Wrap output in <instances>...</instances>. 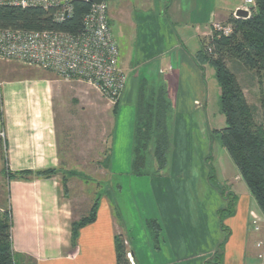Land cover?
I'll use <instances>...</instances> for the list:
<instances>
[{"label": "crops", "instance_id": "crops-1", "mask_svg": "<svg viewBox=\"0 0 264 264\" xmlns=\"http://www.w3.org/2000/svg\"><path fill=\"white\" fill-rule=\"evenodd\" d=\"M244 4L245 0H145L142 5L146 10L136 16V21L131 17L132 27L140 28L138 43L142 45L143 56H146L145 50H150L140 75L153 80L154 86L162 85L167 93L171 156L179 154L181 157L184 152L187 156L191 141L198 142L200 133L205 139L208 137L211 122L208 118L207 72L212 66L202 58V40L207 37L208 26L213 20L228 22ZM122 63L120 61V66ZM56 85V80L50 76L31 72L18 62L0 59L2 174L4 171H36L61 166ZM124 91L120 104L125 99L136 108L137 89L133 82L127 94L126 89ZM225 151L228 168L219 164L218 175L229 186L227 192L233 206L231 210L227 207L226 220L221 214L228 230L227 237L223 238L228 239L223 252L216 248L197 250V244L204 242L208 235L206 218L199 214V203L194 205L197 210L194 218L187 211L185 188L187 193L189 189L193 191L196 198L200 195L206 199L210 190L212 192L207 183L210 182L208 172L200 175L195 191L194 172L187 187L185 184L180 186L177 180L172 183L169 179L175 173L172 161L170 169L159 170L163 171V178L154 180L151 195L139 198L145 210L143 220L150 232L144 229V247L135 245L141 256L140 264H145L143 248L147 253H154L157 264H210V261L221 264L231 260L234 250L241 249L248 256L249 252H256L261 233L254 230L250 211L257 204L233 159ZM146 173L144 171L138 177ZM185 178L188 175L185 174ZM227 204L223 197L211 212L216 234L218 222L214 216H218ZM211 206L212 203L210 209ZM6 207L11 215L17 264H117L116 236L129 233L137 242L134 231L129 232L127 222L115 215L110 199L103 196L95 221L80 229L74 248L72 222L86 215L91 206L80 209L70 192L64 193L62 174L27 180L8 179L6 198L3 204L0 203L1 209ZM150 219L156 220L160 228L157 239L147 225ZM191 245L196 249L193 253ZM210 256L213 257L208 260Z\"/></svg>", "mask_w": 264, "mask_h": 264}, {"label": "rangeland", "instance_id": "rangeland-1", "mask_svg": "<svg viewBox=\"0 0 264 264\" xmlns=\"http://www.w3.org/2000/svg\"><path fill=\"white\" fill-rule=\"evenodd\" d=\"M107 3L113 34L119 47V59L123 62L121 68L129 78L128 85L125 88L127 94L131 82L138 90L142 79L140 69L149 59L150 50H145L146 56L144 57L141 49L142 45L138 43L140 28L134 29L131 19L133 17V21H136V16L146 10L145 6L142 5L145 0H107ZM244 6L241 8L248 10ZM247 6L250 7V12L254 11V2ZM232 16L238 17V15L235 16V12ZM219 22L229 23L221 20ZM131 57L133 58L131 59ZM26 67L30 68L31 72L45 74L56 80L55 105L62 157L61 166L65 172L73 170L81 175L79 177L68 176L70 196L74 199L75 205L81 207L80 209L89 208L96 197L99 200L103 196L110 199L115 215L120 216V220L123 219L127 222L129 232L134 231L136 237L137 242L134 241V237H130L129 233L122 237L127 252L133 253V257L127 255L130 264H140L139 259L141 256L137 247H144L145 245L144 229L150 233L145 225V220H143L145 210L139 198L141 195H151L154 180L163 178L161 176L163 171L172 167V161L175 165V173L173 177H169L172 183L175 184L173 180H177L180 181L178 182L180 186L185 184L184 187H187L186 183L192 180L191 175L194 172L196 174L195 191L198 190L200 175L208 172L210 182L207 181V183L211 186L212 192L210 190L206 199L200 195L196 198L193 191L189 189L190 192L187 193L185 188V200L188 203L187 211L192 217H195L197 210L194 205L199 203V214L206 218L208 235L204 242L197 244V250L206 249V251H209L216 248L223 252L228 241V239H223L228 235V230L224 226V220L227 219L225 214L227 213V207H232L233 204L230 205L232 198L228 196L227 192L229 186L218 175L219 164L223 165L224 169L225 166L227 168L228 166L225 148L221 144L219 135L214 130L225 127L226 121L220 110V87L213 67H210L207 72L208 118L211 122L207 139L200 133L198 142L196 140L191 141L187 156L184 152L180 157L179 154L171 156V153L173 155V148H171L169 136L166 153L167 165L162 169L163 171H159L153 156L152 146H150L145 168L147 173L143 177L132 174L136 115V108L133 104L122 99L117 113L114 114V104L91 85L76 80L67 82L51 71L30 66ZM238 76L249 102L258 107V117L261 119L263 116L261 101L264 98V73L258 74L253 70L239 68ZM145 78L150 82H154L147 77ZM7 174L5 171L4 174L0 171L1 204L6 198L7 180L9 179ZM185 174L188 175V178L184 179ZM204 178L208 180L206 176ZM187 197L190 198L187 200ZM223 197L226 198L228 204L223 210H220L218 216H214L218 222L216 234V226L212 222L211 212L214 211L216 205L219 204V200ZM211 203L213 206L210 209ZM255 209L258 210V207L256 206ZM222 213L225 215L224 220ZM152 243L155 244L153 239ZM195 250L191 245L192 253ZM142 252H145V264L158 263L154 259V253H147L146 248H143ZM257 253L256 249V252H249L248 256L241 249L234 250L231 260L229 262L223 261L221 264H257ZM212 257L207 258L210 260ZM210 264L220 263L210 261Z\"/></svg>", "mask_w": 264, "mask_h": 264}, {"label": "trees", "instance_id": "trees-1", "mask_svg": "<svg viewBox=\"0 0 264 264\" xmlns=\"http://www.w3.org/2000/svg\"><path fill=\"white\" fill-rule=\"evenodd\" d=\"M71 18L63 23L54 19L55 9L0 5V28H20L28 30L58 29L77 32L82 28V19L91 7L85 0H74ZM254 11L248 17L230 16L228 22L233 25L230 35L208 36L202 40V58L215 70L220 87V110L226 125L214 130L220 137L222 146L236 164L241 177L246 183L258 210L264 215V98L261 101L263 116L258 117V107L251 104L245 94L238 76V69L245 68L256 73H264V0H254ZM251 11V9H250ZM165 88L154 86L142 78L137 90L136 119L132 174H144L147 165V153L152 146L153 156L158 169L167 165L168 150L167 117L170 104ZM120 99L114 104L116 114ZM62 174L63 191L68 193V176H81L76 171H63V167L42 170H22L8 172L9 180L46 178ZM84 176V175H82ZM99 198L93 201L86 215L72 222V246L78 242L82 227L95 221ZM232 205V201H231ZM231 210V207L228 208ZM147 225L159 236L160 228L154 219ZM117 264H130L127 247L121 236H116ZM0 264H17L12 239V222L9 209L0 208Z\"/></svg>", "mask_w": 264, "mask_h": 264}, {"label": "built area", "instance_id": "built-area-1", "mask_svg": "<svg viewBox=\"0 0 264 264\" xmlns=\"http://www.w3.org/2000/svg\"><path fill=\"white\" fill-rule=\"evenodd\" d=\"M73 1L0 0V5L55 9V21L63 23L73 15ZM85 1L90 2L91 7L84 14L82 28L77 32L0 28V59L51 71L67 82H85L116 104L126 88L128 76L120 66L119 47L110 23L108 3L107 0L100 3ZM253 2L245 0L244 8L249 11L247 5ZM232 31L231 23L213 20L208 26L207 37L214 34L228 36ZM250 218L254 230L261 233L256 247L259 264H264V215L252 209ZM127 255L133 257L132 252H127Z\"/></svg>", "mask_w": 264, "mask_h": 264}, {"label": "water", "instance_id": "water-1", "mask_svg": "<svg viewBox=\"0 0 264 264\" xmlns=\"http://www.w3.org/2000/svg\"><path fill=\"white\" fill-rule=\"evenodd\" d=\"M91 2L100 3L101 0H91ZM249 14L250 13H249L248 10H245V9H242V8L238 9V11H237L238 17H248Z\"/></svg>", "mask_w": 264, "mask_h": 264}]
</instances>
